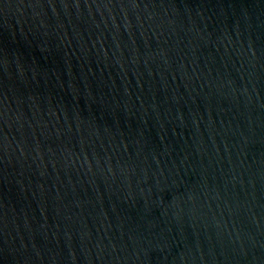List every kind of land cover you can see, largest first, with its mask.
I'll return each instance as SVG.
<instances>
[{
    "label": "water",
    "instance_id": "obj_1",
    "mask_svg": "<svg viewBox=\"0 0 264 264\" xmlns=\"http://www.w3.org/2000/svg\"><path fill=\"white\" fill-rule=\"evenodd\" d=\"M0 264H264V0H0Z\"/></svg>",
    "mask_w": 264,
    "mask_h": 264
}]
</instances>
